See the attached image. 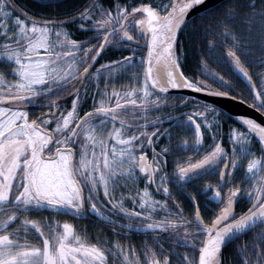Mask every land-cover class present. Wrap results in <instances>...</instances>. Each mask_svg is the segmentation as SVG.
<instances>
[{"label": "snow or ice", "instance_id": "1", "mask_svg": "<svg viewBox=\"0 0 264 264\" xmlns=\"http://www.w3.org/2000/svg\"><path fill=\"white\" fill-rule=\"evenodd\" d=\"M203 3L204 0H169L159 10L147 3L130 9L117 3L112 10L104 8L98 0H92L77 17L71 18V21L79 18L91 22V30L97 33L95 38L102 40L98 45L84 47V42L71 39L63 27L69 21L36 19L25 13V19L16 17L10 27L8 21L13 19L12 14L5 11L9 0H0V40L5 41L0 43V60L10 64L8 74L13 77L8 79L5 72L0 71V264H172L169 255H165L169 250L164 248L162 240L191 246L198 252V260L193 261L188 254L175 253L173 248L171 251L177 255L179 264H222V251L229 242L258 226L264 227V147H261L259 157L251 150L253 136L264 146V125L251 118L237 117L247 131L232 130L229 137L231 158L220 143L214 142L211 151L198 162H189L186 167L177 163L174 183L178 188L209 171H218L220 183L209 185L214 189L210 199L224 206L218 213L211 210L214 219L210 224L205 223L194 195H189L195 208L193 221H189L178 203L169 208L167 200L158 201L149 192L148 186L154 184L156 192H163L173 199L168 187L169 174L164 170L168 149L163 148L159 153L153 149L152 161L143 152V144L151 145L152 137L160 134L159 130L151 134L143 131L151 122L148 113L164 102L160 96L152 99L153 92L149 89L166 93L169 88H191L212 96H230L229 91L216 90L205 81H193L179 70L174 51L176 34L186 24L188 12ZM243 7L241 0H230L226 4L224 19L219 23V39L209 41V56L242 76L254 92L251 106L264 111V73L257 74L261 77V87L257 89L241 60V55H254L251 47L254 41L251 36L238 35L229 28V22L237 20ZM247 9L243 12L242 22L249 26V31L253 24L260 25L259 64L264 67V0H250ZM137 15L141 18L136 19ZM94 16L99 18L93 19ZM129 28L142 36L150 35L143 86L129 88L123 95L115 90L110 95L105 92L108 100H101L99 107H94L83 117L76 113L77 90L71 111L66 115L52 114L51 109L57 107L52 97H58L60 92L73 87L72 81L90 75L92 65L88 61H95L105 45L113 43V37L133 40ZM217 46L225 49L222 57L216 54ZM250 62L257 63L255 60ZM202 63V74L220 83L221 87L232 89L231 81L208 69L206 62ZM132 66V57H124L122 61L101 67L119 71ZM112 99H115L114 105ZM39 100L45 102L37 106L47 107L50 112L41 113L38 120H29L23 107ZM5 104L9 106L5 107ZM129 111L134 121L132 124L124 118ZM218 114V108L206 103L200 111L189 114L186 120H177V127L194 125L193 145L197 152L203 133L193 117L203 118L210 130L213 124L208 122V116ZM141 119L145 123H139ZM74 121V126L70 127ZM158 122L157 119L152 123ZM52 123L55 127L49 130ZM117 123L119 128L115 127ZM108 124L113 126L110 131L107 130ZM113 139L116 143L110 144ZM73 145H77L78 151ZM187 146L185 140L178 148ZM249 156L252 158L247 159ZM242 160H247L245 179L252 185L251 191L244 192L251 207L237 215L234 205L241 189L229 187L226 196L222 197L220 188L232 183L233 173L244 167ZM221 164L223 169L219 168ZM137 171L144 174L148 183L135 196L128 197L134 205L129 209L124 206L123 194L116 200L114 193L121 179L135 183ZM101 189L106 203L98 199ZM137 202L139 211L135 209ZM43 211L71 214L81 219L95 214L114 235L128 236L133 229L151 233L153 243L160 249L159 255L145 241L144 260L141 261L134 246L126 248L119 241L100 240L99 237L93 243L86 230L83 234L78 233L68 222L61 224L53 218L51 222L46 219L41 223L28 215ZM157 213H163V216L156 219ZM120 217L127 223L119 222ZM132 221L139 223L133 224ZM124 229L127 231H122ZM30 236L40 243H32ZM200 237L205 239L200 240ZM260 238L264 241V233ZM246 249L247 245L243 249L238 246L243 264H264V250L255 252V259L250 262L244 256Z\"/></svg>", "mask_w": 264, "mask_h": 264}, {"label": "flooded vegetation", "instance_id": "2", "mask_svg": "<svg viewBox=\"0 0 264 264\" xmlns=\"http://www.w3.org/2000/svg\"><path fill=\"white\" fill-rule=\"evenodd\" d=\"M11 12L13 13V10H11ZM140 18H141L140 15L136 16V19H140ZM128 32L135 40L139 42V44H134L131 41L123 40L125 48L120 49L121 51H123V55L115 59H109L105 64H101L100 63L101 57L103 56V54H107V52L109 51V44L105 45L104 50L100 52L97 60L93 64L91 68L92 70L89 71L91 72V75H93L92 76L93 79H98L99 81L100 80L101 81L98 83V86H96V89L93 92L94 95L97 97V101L93 99L90 110L82 111L84 112V114L88 111H92L94 107H99L101 100H105V101L108 100V97L107 99H105V95H104L105 92H107L110 95L113 92V90H115L117 92H120L121 95H123L125 91L129 90V88H140L143 86L144 71L146 69V58L149 47V34L142 36L141 34H139L138 31L134 30L133 28H129ZM100 42L102 41L97 40L92 45H98ZM83 46L90 47L89 45H85V44ZM113 51H115L116 53L119 51L117 50V46L113 48ZM174 51L178 58L181 72H183L184 76H186L187 78L196 81L200 76V69L202 68L197 67V69L195 70L197 73L196 76H193L190 71H188L189 74L186 73L185 68L188 66V57H187L188 54L186 53L184 46L182 44H178L177 42L175 44ZM92 54L94 55L95 53L93 52ZM196 56L198 57L197 52H196ZM124 57H132V65H133L132 67L124 68L119 71H114V73L112 74H106V70H112L111 68L101 67L102 65H111L113 61H118V60L122 61ZM209 60H212L211 57H209ZM88 63L92 64L93 61L89 60ZM97 70H99L98 74H97ZM80 71L81 72L83 71V66H81ZM231 73L237 79L236 82H234L229 78H226L227 81H231L232 89L224 90L223 88H221L222 90L221 89L220 90L229 91L231 95H234L235 97L244 98L250 103H253L254 94L252 90L232 70ZM96 75L98 76L96 77ZM190 76H192V78ZM85 79L86 78L80 81H72L71 83L73 87H69L67 91L60 92L58 98L57 97L52 98L53 100H55V103L57 105L56 108L51 109L52 114L58 116L59 113L71 111L72 106L70 107V104L68 103V99L73 98V101L76 100L77 90L79 92V99L76 100V105L78 104L79 101L83 99V96L87 93L85 90V81H86ZM121 82L123 84L121 86H118V84ZM149 90L153 92L152 99H155L156 96H160V98L164 102L159 104L157 108H153L152 110H150L148 113L151 122L148 123V126L144 128L143 131L151 134L159 130L160 134L152 137L153 143L151 145L147 143L143 144V152L146 154L147 159L149 161H152L153 149H155L157 153H159L163 148L168 149V154L164 158L166 160V164L164 165V170L169 174L170 183L168 184V187L171 194L172 195L178 194L179 200L176 202L180 204L182 208L184 203V196L187 194L194 195L196 197L197 203L200 206V212L202 217L204 218L205 223L210 224L211 220L214 219V212L211 210H215V213H218L221 210V208L224 206L210 199V197H212L213 195L214 189L209 188V185L215 186L220 183L218 171L217 170L209 171L206 174H202L194 178L189 183H187L183 188H178L174 183L175 181L174 174L177 169V163H179L181 166L186 167L189 162L191 163L198 162L203 158V156L207 152L211 151L214 142L220 143L221 146L228 153V157L231 158L232 143L229 137L232 130L235 129L240 132H245V131L243 130L242 127L232 122H229L228 125L222 126L218 122L220 115L208 116V122L213 124V127L210 130L205 126L203 118L193 117L194 121L201 125V132L203 133V139L201 145L199 146L200 151L197 152L196 147L193 145V140L195 136L194 125L189 127H177V120H186L189 114L200 111L204 104L194 101L193 99L185 97L183 95L160 93L155 90L153 91L151 88ZM73 101H72V105H73ZM41 102L43 103L44 101ZM39 103L40 100L37 102V104ZM173 103H175L174 106H170V108H167L168 105H171ZM37 104L35 105V110L37 111L38 116L35 118V120H38V118L41 117V113L50 112L49 108L38 107ZM111 104L112 105L115 104V99L111 100ZM168 109L171 110L168 111L169 112L168 114H171L169 118H167L165 114ZM84 114L80 115V117L83 116ZM128 114L130 117L129 118L130 124H132L134 121L131 116V111H129ZM139 115L140 114L137 112V116ZM227 117L233 120L228 115ZM157 119L159 120L158 123H152L155 122ZM74 123L75 121L73 122V125H70V127L74 126ZM139 123L143 124L145 123V121L141 119ZM217 124L218 126H216ZM54 125H55L54 123L50 124L49 129L53 128ZM111 127H112L111 124L107 125L108 131H110L109 129ZM136 134L138 135L139 133L137 132ZM222 134L224 137H222ZM184 139L188 141V146L185 148H178V145H181V143L185 141ZM251 141H253V145L255 147L257 146L256 149L259 150L260 145L256 144V142L252 138ZM111 143H113V140L110 141V144ZM252 152L254 153L255 151L252 150ZM139 154H140L139 148L137 147V155ZM246 162L247 160L241 161L244 167L236 170L233 173L234 179L232 180V183L220 188V193L222 197L226 196L229 187L231 188L239 187L241 189V193L238 194V200L234 205V211L237 215L246 212L247 209L251 207V204L248 202L247 197L244 195L245 191H251V188L249 186V181L245 179ZM219 168L223 169V164H221ZM136 175L139 180L141 179L144 182V185H142L143 183L142 181L140 184L141 185L140 189L142 188L144 189L145 185L148 183L145 176L139 171H137ZM120 184L122 185L123 183L120 182ZM148 187L150 193L152 192V190L156 192L155 190L156 186L154 184L149 185ZM128 189L132 191V189L134 188L130 189L128 187ZM156 193L166 195L163 192H156ZM204 193H207V195H204ZM189 201H190L189 208L191 210V214L185 218L189 221H193L195 208L193 206L192 201L191 200ZM186 209L188 212V208ZM261 233H264V227L258 226L255 229L249 231L248 233L243 234L242 236L238 237L237 239L233 240L228 245H226L222 251V257H221L222 264H243V261L241 260V252L238 251V246L241 249H243L245 245H247V249L244 251L245 258L248 259L250 262L254 261L255 252L264 250V241H261L260 238ZM199 239L203 240L205 239V237H200ZM176 253H186L189 256V259L193 261L198 260L199 254L197 251H194L191 248V246H181L178 244V250ZM170 260L172 261V264H179V260L176 254H174L173 259Z\"/></svg>", "mask_w": 264, "mask_h": 264}, {"label": "trees", "instance_id": "3", "mask_svg": "<svg viewBox=\"0 0 264 264\" xmlns=\"http://www.w3.org/2000/svg\"><path fill=\"white\" fill-rule=\"evenodd\" d=\"M229 2L230 0L224 2L220 6H217L216 8L206 13L199 15L191 23H189L181 33L178 39V44H182L184 46L186 53L188 54L187 56L188 66L185 68L186 73L189 74L188 71H190L193 76H196L197 73L195 70L197 69V67L202 68L203 67L202 62H206L208 69L219 73L221 76L224 77L225 80L226 78H229L230 80L236 82L237 79L231 73V70L227 64L214 62L212 58H211L212 60H209L210 57L209 41L219 39L218 34L221 30L219 27V23L221 20L224 19L225 6ZM249 2L250 0H241V3L244 6L243 11L241 12V15L237 18L235 22H229V28L235 31L238 35L245 37L247 36L252 37L254 43L251 45V47L254 50V55L253 56L241 55V60L244 62V66L248 69L249 73L252 75L253 80L258 86V88H260L261 77L258 76L257 74L264 73V67H261L259 64L261 58V51L259 46L260 25L258 23L253 24L251 30L249 31V26L242 22L243 12L248 11L247 5ZM91 3L92 0H9V8L16 9L18 11L17 12L16 10H14L13 15L17 13L19 14L21 12L23 14L26 13L27 16L36 19H43L48 21H67L70 20L72 17H77L78 13L82 12L84 8ZM98 3L101 4L104 8L112 9V10H114L115 5L117 3L121 5H126L129 7V9L131 7L139 6L142 3L151 4L152 6L159 9L161 5L168 4L169 0H98ZM98 18H99L98 16L93 17V19H98ZM81 24L84 25L83 28L80 27ZM63 27L68 32L71 33V37L73 39L84 42L85 45L90 46L98 40L95 38L97 36V33L91 30V22L89 21H83L81 19H78L77 21L64 24ZM112 39H113V43L109 44V51L107 52V54H103V56L100 59L101 64H105L109 59H115L123 55V51H121L120 49L125 48L123 43L124 41L120 40L119 36L113 37ZM4 42L5 41L0 40V43H4ZM115 46H117V50H119L117 53L113 51V48ZM196 52L198 53V57L196 56ZM224 52H225L224 48L217 46V53L219 54V56L222 57ZM253 60L257 61V63L250 62ZM201 70L202 69H200V76L196 81L198 80L205 81L206 83L212 85V87L217 90H220L221 88H223L224 90L228 89L227 87H221L220 83L213 82L212 80H210L206 74H202ZM190 77L192 78V76ZM100 81L98 79H93L91 74L86 78L85 90L87 93L83 96V99L79 101L78 104L76 105L77 115L83 113L82 111L90 110L93 99L97 101V97L94 95L93 92L96 89V86H98V83ZM122 84L123 83L121 82L118 84V86H121ZM105 99H107V96H105ZM72 101H73L72 98L68 99V103L70 104V107L72 106ZM174 105L175 103L168 105L167 108H170V106H174ZM23 110L28 112L29 120H35V118L38 116V113L35 110L34 105H27L23 107ZM168 111L171 110L168 109L167 112L165 113L167 118L171 116V114H168L169 113ZM218 115H220L218 122L222 126L228 125L229 122L237 124L236 122L228 118L226 114L220 111ZM124 118L126 119V122L130 124V119H129L130 117L128 113H125ZM112 127L109 130H111ZM115 127L119 128L120 127L119 123H117ZM222 137H224L223 134ZM256 144L258 143L256 142ZM73 147L77 148V145H73ZM97 151H99L98 148ZM139 181L141 182L142 180L140 179ZM134 191L133 190L131 191L128 189V187H125V185L120 184L119 188H117L116 192L114 193V196L116 200H119L121 199V195L123 194V196L125 197L124 206L126 208L132 209L134 205L132 204L131 199H129L128 197L135 196L136 192L140 191V189L138 187H135ZM151 194L152 197L158 201L163 202L167 200L169 208H173L174 203H177L176 201L179 200L178 194L172 195L173 199H169L167 195L158 194L154 190H152ZM98 199L103 200L106 203V198L103 197L102 189L100 195L98 196ZM189 200H190L189 194H187L184 196L183 208L179 204V206L184 210L185 217L191 214V210L188 209L187 212L186 209L189 208L190 205ZM108 207L110 208V205H108ZM135 209L137 211L140 210L138 202L135 205ZM28 215L31 219L40 221L41 223H44L46 219L48 220V222H51L53 218L55 220H58L61 224H63L64 222H68L74 226V228L78 233L83 234V232L86 230L91 242L93 243L97 241L98 237L100 240H103L104 237H106L108 240L109 237V241L112 242L119 241L120 244L126 248L134 246L137 254H140L141 261L144 260V256L142 252L145 241H147L148 244L155 249L158 255L160 252V249L153 243L151 233L145 234L143 232L136 231L135 229H133L128 236L114 235V233L111 231V228L105 222H102L100 218L97 217L95 214H89V216L84 219L76 218L71 214L59 215L51 211L32 212L29 213ZM161 216H163V213H157L155 218L160 219ZM119 222L127 223V221L124 220L123 217L119 218ZM132 223L137 224L139 223V221H132ZM122 231H127V230L124 229ZM161 235L167 236V233H162ZM29 239L34 244L40 243L38 239L32 236H30ZM161 243L163 244L165 249L169 250L168 252L165 253V255H169V258L173 259L174 254L172 253L171 250L174 248L176 253L178 250V244H175L167 240H162ZM109 259L111 261V257H109Z\"/></svg>", "mask_w": 264, "mask_h": 264}, {"label": "water", "instance_id": "4", "mask_svg": "<svg viewBox=\"0 0 264 264\" xmlns=\"http://www.w3.org/2000/svg\"><path fill=\"white\" fill-rule=\"evenodd\" d=\"M226 1L227 0H204V3L202 5L196 6L193 9H191L187 14L186 24L182 25L180 30L176 34V41H177V38L179 37V35L181 34V32L183 31V29L187 26V24L190 21H192L198 15L215 8V7L223 4ZM131 42L134 44H139V42L137 40H135L134 38H133V40H131ZM149 44H150V35H149ZM175 44H176V42H175ZM175 44H174V47H175ZM97 58H98V56L96 57L95 61L97 60ZM95 61H93L92 65L95 63ZM146 61H147V58H146ZM146 67H147V64H146ZM233 72H234V70H233ZM239 77L251 89V86L248 84V82L242 76H239ZM155 90L157 92H160L159 89H155ZM160 93H162V92H160ZM166 93L179 94V95H183L185 97L192 98L193 100L199 101L201 103L212 104L216 108L220 109L221 111H223L227 115H229L231 118H233L241 126H243L242 123L237 119V117H240V116L254 119L258 123H260L261 125H264V112L257 110L256 108H253L251 106L252 103H250L249 101H247L246 99L241 98V97H235L233 95H230L229 97L212 96V95H209L207 92H196L194 89H191V88H178V89L169 88L168 92H166ZM253 94H254V92H253ZM232 97H235V99H233ZM243 127L245 129H247L246 126H243ZM262 147H264V146H262ZM248 232H246V233H248ZM240 236H242V235H238L235 239H237ZM235 239H233V240H235Z\"/></svg>", "mask_w": 264, "mask_h": 264}, {"label": "rangeland", "instance_id": "5", "mask_svg": "<svg viewBox=\"0 0 264 264\" xmlns=\"http://www.w3.org/2000/svg\"><path fill=\"white\" fill-rule=\"evenodd\" d=\"M5 11H8L9 12V10H8V8L7 9H5ZM12 20H9L8 21V24H9V26L11 27V25L14 23V20H15V18L16 17H14V16H12ZM20 19H22V18H20ZM216 54L217 55H219L217 52H216ZM11 66H14V65H11ZM9 68H10V64L9 63H6V62H3L2 60H0V71H3V72H5V74L7 75V78L8 79H12L13 77L10 75V74H8V72H9ZM112 73H114V71H112V70H106V74H112ZM101 75V74H100ZM99 75V76H100ZM98 75H96V77H97ZM59 97V96H58ZM57 97V98H58ZM53 98V97H52ZM41 101H43V100H40V103H42ZM38 102V101H37ZM37 102L35 103V104H31V105H36L37 104ZM45 102V101H44ZM43 102V103H44ZM5 107H7V106H5ZM64 114L66 115L67 114V112H64ZM55 127V125L53 126V128ZM98 131H99V129H97ZM108 130V129H107ZM180 136V135H179ZM178 136V137H179ZM183 139V138H182ZM185 140V139H184ZM113 143H116V141L113 139ZM254 154L257 156V157H259L260 156V154L258 155V153H256V152H254ZM252 157L250 156L248 159H251ZM246 166H247V162H246ZM246 169V168H245ZM246 172V171H245ZM120 182L121 183H123L124 185H125V187H129L130 189H132V188H135V187H138L139 189H140V187H141V182L139 181V179H138V177H137V179H136V181H135V183H133V181L132 180H123V179H121L120 180ZM142 185H144V182L142 183ZM249 186H250V188L252 187V185H251V182L249 181ZM133 191H134V189H132ZM143 190V188L142 189H140V191H142ZM135 192V191H134ZM188 209H190V208H188ZM107 240V238L106 237H104V239L103 240ZM108 240H109V237H108Z\"/></svg>", "mask_w": 264, "mask_h": 264}, {"label": "bare ground", "instance_id": "6", "mask_svg": "<svg viewBox=\"0 0 264 264\" xmlns=\"http://www.w3.org/2000/svg\"><path fill=\"white\" fill-rule=\"evenodd\" d=\"M199 33V32H198Z\"/></svg>", "mask_w": 264, "mask_h": 264}]
</instances>
